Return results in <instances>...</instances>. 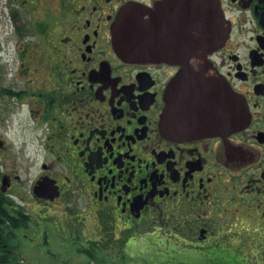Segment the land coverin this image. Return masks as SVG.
Returning <instances> with one entry per match:
<instances>
[{"label": "flooded vegetation", "instance_id": "obj_1", "mask_svg": "<svg viewBox=\"0 0 264 264\" xmlns=\"http://www.w3.org/2000/svg\"><path fill=\"white\" fill-rule=\"evenodd\" d=\"M197 1L58 0L47 14L43 0H0L27 76L0 80V264L56 263L41 258L50 228L36 229V201L126 250L156 233L211 256L264 234V0ZM126 8L138 60L115 46ZM44 177L53 200L34 193Z\"/></svg>", "mask_w": 264, "mask_h": 264}, {"label": "rangeland", "instance_id": "obj_2", "mask_svg": "<svg viewBox=\"0 0 264 264\" xmlns=\"http://www.w3.org/2000/svg\"><path fill=\"white\" fill-rule=\"evenodd\" d=\"M7 1V0H1ZM58 0H43V5L46 7V13H53L56 9ZM6 11L2 14L0 24V47L3 52L2 59H0V80L3 84L13 82H22L26 80L27 76L22 75L21 70H24V60L21 54L18 53L17 39L13 34L14 22L10 21L9 10L4 6ZM44 7V6H43ZM38 9V8H37ZM29 12L26 11L27 16L41 17L44 13L41 10ZM35 17H33L35 19ZM24 64V65H23ZM15 140L20 141L17 133L14 132ZM21 142V141H20ZM35 162H32V164ZM32 173L39 170V163L33 165ZM27 176V175H25ZM25 177V183L20 187L21 190L28 189L30 181ZM60 202L46 204L45 202H34V223L36 229L41 225H47L49 230L50 245L48 247V254L41 258L55 264H216L218 261L208 259L202 255L201 252L190 251L183 255L181 246L172 245L164 242L157 237L156 233L148 234L145 240H142L139 245L130 250L122 249L121 241H115L113 247H108L105 244L99 243L93 245L87 238L97 235V228L89 220V225L84 226L80 235L72 230L73 223L68 219L66 214H63V207ZM63 205V203H62ZM61 224V226H59ZM72 226V227H71ZM80 227V226H79ZM96 230V231H95ZM250 235L257 234L253 238L252 245L249 238L244 240L248 247H244L237 259L239 264H264V234L258 236L257 232L248 231ZM96 233V234H95ZM83 237H77V236ZM249 235V236H250ZM248 236V237H249ZM97 237V236H96ZM253 237V236H252ZM101 240V238H100ZM243 242V243H244ZM139 243V242H138ZM35 248L37 243L35 242ZM125 248V247H124ZM229 250V249H228ZM94 253L95 255H91ZM37 252H35V255Z\"/></svg>", "mask_w": 264, "mask_h": 264}, {"label": "water", "instance_id": "obj_3", "mask_svg": "<svg viewBox=\"0 0 264 264\" xmlns=\"http://www.w3.org/2000/svg\"><path fill=\"white\" fill-rule=\"evenodd\" d=\"M195 5H198V1L195 0ZM130 15V9H124L117 19L113 27V35L115 46L119 54L122 56L129 58V59H141L144 57V53L141 51L140 48V29L137 26L138 22H131L127 20V17ZM137 16L138 13L132 14ZM202 16L207 17V13L202 14ZM208 20L203 19V23H206ZM173 84L170 83L166 90V108H165V124L166 126H171V120L173 119ZM245 111L242 114V120H245ZM171 135L174 134V131L167 130ZM173 133V134H172ZM34 193L37 197L40 198H48V199H55L60 195V191L57 185H55V181L50 177H44L43 179L39 180L35 186Z\"/></svg>", "mask_w": 264, "mask_h": 264}, {"label": "trees", "instance_id": "obj_4", "mask_svg": "<svg viewBox=\"0 0 264 264\" xmlns=\"http://www.w3.org/2000/svg\"><path fill=\"white\" fill-rule=\"evenodd\" d=\"M243 242H238L237 245L228 243L223 246H218L211 256L208 253L204 254V256L208 257V259H214L218 261L216 264H239L237 262L238 261L237 259L239 258V254L241 253V250L244 247L249 246L248 244H246L247 242L246 243L245 242L243 243ZM250 242L252 243V245L255 246V243L253 244L254 241L250 240ZM92 243H93L92 247L94 248V245L96 244V242H92ZM91 255L94 256L95 254L91 253Z\"/></svg>", "mask_w": 264, "mask_h": 264}]
</instances>
